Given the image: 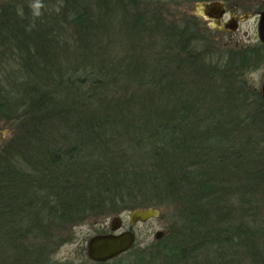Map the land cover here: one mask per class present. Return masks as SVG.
<instances>
[{"label":"trees","instance_id":"trees-1","mask_svg":"<svg viewBox=\"0 0 264 264\" xmlns=\"http://www.w3.org/2000/svg\"><path fill=\"white\" fill-rule=\"evenodd\" d=\"M6 1L0 121L19 135L0 154V264L25 263L50 223L184 201L209 264H264V96L245 54L200 38L186 0ZM170 232L161 258L127 264L198 250Z\"/></svg>","mask_w":264,"mask_h":264},{"label":"rangeland","instance_id":"rangeland-1","mask_svg":"<svg viewBox=\"0 0 264 264\" xmlns=\"http://www.w3.org/2000/svg\"><path fill=\"white\" fill-rule=\"evenodd\" d=\"M21 1H28L29 3H32V5L39 3V0ZM201 1L207 0H186L178 7L176 6L178 17L184 13H186V15L188 13V16H197L195 12V4L200 3ZM4 5H7V1L0 0V7ZM198 21L203 26L210 24L201 17L198 18ZM206 34L207 33L205 31L199 36L200 38L205 36L209 39L210 33L208 32V35ZM64 36H66V34H64ZM220 40L222 42L220 44L224 46L225 44L223 45V36L220 37ZM0 51L4 52L3 49H0ZM10 59L11 61L9 62L12 64L11 68L9 69L6 68L5 61L1 60V63L4 64V66H0V72L3 71L4 73V76L3 73H0L1 81H3V79L9 73H14L17 69V66L15 65L16 63H13L15 62V58ZM252 78L258 81V73H253ZM242 106L244 110L250 108L248 105ZM253 107H256V105H253ZM241 117L244 119V121H246L248 114L244 111V114ZM11 125H9L6 121H0V154L5 148L7 149L9 147V144L13 138L19 135V129H17L16 126ZM237 175L239 176V174ZM239 181H241L240 178H238V182ZM235 183H237V179ZM241 192L243 193L244 190ZM188 206L190 205L184 201V203L181 204L177 202L168 204L164 209L152 207L154 209H158L160 211V215L157 218H153L147 222H140L134 228V232L137 235V241L141 250L138 252H131L120 259L113 260L110 263H96L90 260L87 253L88 242L92 237L99 234L100 232L109 230L110 225L115 218H120L122 220L123 231L129 230L131 228L130 214L132 211H124L120 215L108 217L105 222L90 220L83 223H76V225L69 224L65 229H58V227L53 226V223H50V226L47 227L45 232L43 231L41 233H34L36 235L30 234L29 237H26L27 240L24 246L27 247L28 250L22 256L23 258H26V262L21 264H127L133 261L132 259H134V257L139 255H145L151 258L154 255H159L161 258V252H159V250L162 248V244L161 242L159 243V241L164 239L166 233L170 232V230H173V232H170L172 233V236L176 235L178 238L181 237V239H183L187 245L196 246L198 248V250L194 252L186 250L183 254L182 264H203V262L209 264L210 250L208 248L206 249V247L203 249L199 248L203 239L198 237V232L200 230L206 231L204 225L206 221L201 224L196 220L191 219L192 216L191 213H189L187 208ZM233 207L236 210L233 211L232 214L234 215V218H237L236 221H239V216L242 214V212H245L244 208H246V206H242L240 202L234 200ZM206 216H209V214ZM199 226L201 229H199ZM159 231H164L165 233L161 240H157L155 237L156 233ZM0 255L3 254L0 253ZM9 255L12 256V252L5 251L4 256L7 257ZM41 258L42 262L39 263L38 261ZM148 261H150V264L157 263L156 258ZM8 264H10V262Z\"/></svg>","mask_w":264,"mask_h":264},{"label":"flooded vegetation","instance_id":"flooded-vegetation-1","mask_svg":"<svg viewBox=\"0 0 264 264\" xmlns=\"http://www.w3.org/2000/svg\"><path fill=\"white\" fill-rule=\"evenodd\" d=\"M203 2H210V17L201 16L197 13L196 15L210 23L208 27H210L212 40L215 38L221 42L220 37L223 36V45L225 44L226 48L242 51L245 54L246 62L253 66L251 76L255 72L259 75L257 82L263 95L264 39L262 34H264V0H207L200 3ZM113 223L112 221L109 230H104V233L97 235L134 232L137 225L131 224L129 230L123 231L121 223L120 229L114 231ZM128 252L104 263L120 259Z\"/></svg>","mask_w":264,"mask_h":264},{"label":"water","instance_id":"water-1","mask_svg":"<svg viewBox=\"0 0 264 264\" xmlns=\"http://www.w3.org/2000/svg\"><path fill=\"white\" fill-rule=\"evenodd\" d=\"M195 12L201 16L210 17V2L196 4ZM262 38L264 39V34H262ZM159 215L160 211L158 209H136L131 212L130 221L131 224L136 225L140 222H147L153 218H157ZM113 222V230L116 231L120 229L122 220L120 218H115ZM164 235V231H159L156 233L155 237L157 240H161ZM136 240L137 236L133 231H127L121 234L96 235L88 242V257L96 263L107 262L131 250Z\"/></svg>","mask_w":264,"mask_h":264}]
</instances>
